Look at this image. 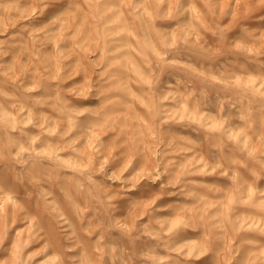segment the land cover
Returning a JSON list of instances; mask_svg holds the SVG:
<instances>
[{
    "label": "rangeland",
    "instance_id": "obj_1",
    "mask_svg": "<svg viewBox=\"0 0 264 264\" xmlns=\"http://www.w3.org/2000/svg\"><path fill=\"white\" fill-rule=\"evenodd\" d=\"M0 264H264V0H0Z\"/></svg>",
    "mask_w": 264,
    "mask_h": 264
}]
</instances>
